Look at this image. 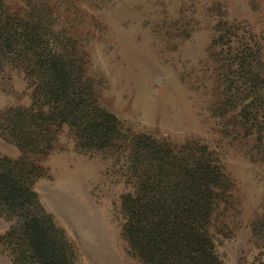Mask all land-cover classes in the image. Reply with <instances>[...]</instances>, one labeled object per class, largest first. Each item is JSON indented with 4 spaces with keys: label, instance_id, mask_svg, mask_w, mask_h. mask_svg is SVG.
I'll use <instances>...</instances> for the list:
<instances>
[{
    "label": "rangeland",
    "instance_id": "374dc122",
    "mask_svg": "<svg viewBox=\"0 0 264 264\" xmlns=\"http://www.w3.org/2000/svg\"><path fill=\"white\" fill-rule=\"evenodd\" d=\"M29 25L38 53L73 62L124 128L205 148L224 174L208 224L219 259L264 264V0H0L2 32ZM17 53L0 61V156L12 159L21 151L5 113L28 107L37 85ZM53 130L46 152L28 154L33 189L77 263L144 264L123 231L121 197L132 189L123 153L83 148L65 125ZM13 223L0 213V237Z\"/></svg>",
    "mask_w": 264,
    "mask_h": 264
},
{
    "label": "trees",
    "instance_id": "16d2710c",
    "mask_svg": "<svg viewBox=\"0 0 264 264\" xmlns=\"http://www.w3.org/2000/svg\"><path fill=\"white\" fill-rule=\"evenodd\" d=\"M28 28L27 33L10 26L9 32L0 30V61L20 50L17 56L31 63L37 81L31 104L5 113L7 133L21 151L18 159L0 156V213L14 221L0 237L9 264H78L63 230L33 189L37 168L28 160V154L46 152L53 128L64 125L83 148L123 153V172L132 184L121 197L123 231L138 259L144 264H222L208 229L224 190V174L215 160L204 147L175 149L124 128L97 103L73 62L50 51L38 53L35 27Z\"/></svg>",
    "mask_w": 264,
    "mask_h": 264
}]
</instances>
